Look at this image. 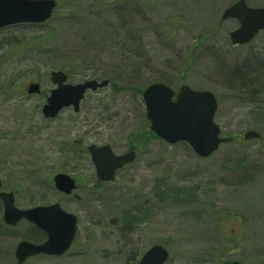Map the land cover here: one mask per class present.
<instances>
[{
    "label": "rangeland",
    "instance_id": "obj_1",
    "mask_svg": "<svg viewBox=\"0 0 264 264\" xmlns=\"http://www.w3.org/2000/svg\"><path fill=\"white\" fill-rule=\"evenodd\" d=\"M56 1L46 23L0 29V192L21 210L59 204L78 218L68 253L26 264H139L156 245L166 264H264V31L231 43L239 23L222 15L238 0ZM53 71L72 85L109 84L49 120ZM32 82L41 95L27 93ZM155 82L213 92L215 123L231 140L207 159L187 142L140 139L136 160L101 182L87 148L132 150L131 136L150 130L143 91ZM248 131L261 138L245 141ZM58 173L77 181L76 198L55 188ZM3 217L0 200V264H15L36 229Z\"/></svg>",
    "mask_w": 264,
    "mask_h": 264
},
{
    "label": "water",
    "instance_id": "obj_2",
    "mask_svg": "<svg viewBox=\"0 0 264 264\" xmlns=\"http://www.w3.org/2000/svg\"><path fill=\"white\" fill-rule=\"evenodd\" d=\"M57 5L56 0H0V29L22 23H44L52 17ZM230 19L239 22V28L230 34L233 45L249 44L264 31V7H251L246 0L236 1L224 11L222 20ZM51 81L56 88L42 108L46 119L57 118L68 107H73L78 113L88 91L95 92L109 84L108 80H89L72 85L62 71H53ZM27 92L30 95L40 94L41 85L32 83ZM143 99L150 130L169 144L187 142L198 156L209 158L223 143L228 142L227 138L221 137L222 130L215 123L219 101L213 92L183 85L176 93L171 86L155 82L146 87ZM260 138L261 134L257 131H248L244 135L245 140ZM88 151L97 176L103 182L114 181L116 172L136 159L135 152L115 155L109 145H91ZM53 180L61 193L72 195L77 190L76 180L68 174L59 173ZM0 199L4 205L5 224L16 227L26 220L47 235L42 243L20 242L15 250V264H25L30 258L41 255L62 256L71 249L77 234L78 219L59 204L21 210L16 207L13 193L0 192ZM169 257V252L163 246L156 245L145 253L139 264H165ZM229 264L245 263L233 261Z\"/></svg>",
    "mask_w": 264,
    "mask_h": 264
},
{
    "label": "trees",
    "instance_id": "obj_3",
    "mask_svg": "<svg viewBox=\"0 0 264 264\" xmlns=\"http://www.w3.org/2000/svg\"><path fill=\"white\" fill-rule=\"evenodd\" d=\"M153 136H156V135L151 130H149L148 127H146L144 130H141V131L133 134L130 138L131 149L132 150L136 149L135 145H136V142L138 140L141 139V140L149 141ZM230 140H231V138H230ZM35 231H36L35 234H30V235H28L27 238L30 241H33L36 243L43 242L46 239V235L43 232L38 231L37 229Z\"/></svg>",
    "mask_w": 264,
    "mask_h": 264
},
{
    "label": "flooded vegetation",
    "instance_id": "obj_4",
    "mask_svg": "<svg viewBox=\"0 0 264 264\" xmlns=\"http://www.w3.org/2000/svg\"><path fill=\"white\" fill-rule=\"evenodd\" d=\"M130 151H131V150H130ZM130 151H129V152H130ZM127 153H128V152H127Z\"/></svg>",
    "mask_w": 264,
    "mask_h": 264
}]
</instances>
